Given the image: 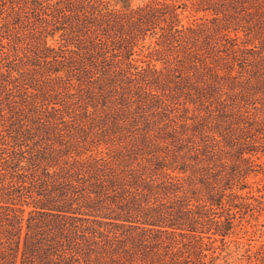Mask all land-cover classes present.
Here are the masks:
<instances>
[{
  "label": "trees",
  "instance_id": "1",
  "mask_svg": "<svg viewBox=\"0 0 264 264\" xmlns=\"http://www.w3.org/2000/svg\"><path fill=\"white\" fill-rule=\"evenodd\" d=\"M262 158L264 0H0V264H230Z\"/></svg>",
  "mask_w": 264,
  "mask_h": 264
},
{
  "label": "rangeland",
  "instance_id": "2",
  "mask_svg": "<svg viewBox=\"0 0 264 264\" xmlns=\"http://www.w3.org/2000/svg\"><path fill=\"white\" fill-rule=\"evenodd\" d=\"M141 0H135L139 2ZM188 14V12H186ZM264 158L260 160L263 162ZM251 182L255 183V187H263L264 185V165L258 169V173L249 179ZM259 213V212H258ZM242 227H237L236 240L239 241V245L236 243H231L230 246L235 250L233 255L229 257L231 261L230 264H250L246 249H252L253 254L260 253L262 254L264 245V212L261 214H255L254 216H249L246 220L242 221ZM248 230L245 233V230ZM230 239V238H229ZM237 241V242H238ZM255 251V252H254Z\"/></svg>",
  "mask_w": 264,
  "mask_h": 264
}]
</instances>
